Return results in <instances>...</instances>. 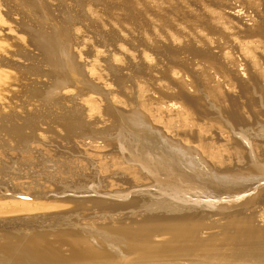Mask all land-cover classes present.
<instances>
[{
  "label": "rangeland",
  "instance_id": "1",
  "mask_svg": "<svg viewBox=\"0 0 264 264\" xmlns=\"http://www.w3.org/2000/svg\"><path fill=\"white\" fill-rule=\"evenodd\" d=\"M261 24L264 0H0V210L4 213H0V244L14 243L13 235L25 233L23 228L26 230L25 225L30 223L40 231L53 229L48 225L55 223L80 228L82 236L93 245H97L94 237H102L99 232L121 241L120 235H111L116 218L101 220L100 214L107 211L96 206L103 197L101 193L112 183L97 168L99 148L85 149L78 143L91 140L92 146L100 142L114 148L120 134L116 122L126 115L128 107L141 109L144 102L151 109L170 104L180 113L178 120L174 116L177 125L170 129L179 134L182 128L177 127L189 123V127L183 126L186 131L192 130L188 135L193 137H181L197 148L201 145L198 149L203 156H220L221 152L216 153L223 143L220 125L231 117L237 122H229L237 123L238 130L248 131L261 148L264 137L258 135L259 122L246 126L251 120L249 98L252 95L257 99L258 95L239 89L240 82L247 87L248 73L264 75V34L258 37L250 33L255 27H264ZM249 43L255 45L252 53ZM230 77L239 84L236 88L226 84ZM261 78L262 87L264 76ZM219 84L226 93L221 100L213 95L214 86ZM210 159L206 165L219 161V157ZM89 185L95 187V192H86ZM40 190L47 193L38 201L32 200L37 201L31 203L32 215L14 203V195L23 194L21 198L29 199ZM132 198H136L135 210L143 215L154 214L145 212L152 204L148 195L130 193L118 201ZM1 204L11 207L8 214V207ZM259 207L229 221L224 216L234 210L221 213L219 209H197V218L204 225L198 238L207 244L202 252L194 249L179 262L219 264L228 259L231 264H261L264 204ZM158 213L175 217L183 212ZM141 216L134 221L141 220ZM243 220L250 228L248 239L241 231L234 234L233 227L227 235L219 228ZM155 239L156 243L164 240ZM119 242L116 247L122 245ZM98 248L117 262L118 256L114 258L111 251L115 247L104 243ZM56 252L64 257L68 254L64 246Z\"/></svg>",
  "mask_w": 264,
  "mask_h": 264
},
{
  "label": "bare ground",
  "instance_id": "2",
  "mask_svg": "<svg viewBox=\"0 0 264 264\" xmlns=\"http://www.w3.org/2000/svg\"><path fill=\"white\" fill-rule=\"evenodd\" d=\"M263 28L264 27H255V31L252 30L253 32L250 33H252V35L254 36L258 35V37H263ZM251 40H253V38ZM253 46H255L253 45V43H249V49L251 53L253 51ZM143 57H145V55ZM258 73L259 72L248 73V81L246 80L247 87L245 88V86L241 84L242 82H240L239 89L244 93H247L249 91V93L251 94L252 91L253 94L256 93L258 95L257 99H254L252 95L249 98V103L252 106L249 110L251 120L248 121V124H246V126H251L252 124H257L259 122L258 124L260 125V129L258 135L264 137V109L262 108L264 107V86L261 87V77L264 75L262 73L261 76V73ZM234 80V77H230L229 80H226V84L229 87L236 88V85L238 86L239 84H235L236 81ZM214 87L216 89L214 88L213 95L219 98L225 96L226 93L221 88V84L217 85V87ZM181 92H183V89L180 91V93ZM144 104L145 102L142 104L143 106L140 107L141 109H135V105L133 107L130 106L132 108L128 107L126 115L123 118L120 117L117 120L116 129L118 130L117 132H120V134L117 138H115L114 148L110 147V144L108 146L105 144V146L100 142H97L95 146H92V142L94 141L91 140L78 143L85 149L99 148L96 163L100 166H97V168L100 169L101 175H103L102 172L105 173V178L111 180L112 183H108L110 184L109 188L105 189V192L103 191V193H101L103 197L97 201L94 200V202L96 201V206H99L107 211L100 214L102 216L101 220H115L116 218V228H114L113 231L111 230V233L113 232L111 235H113L114 233L120 235L121 241L119 242L118 238H112L108 236L107 232H97L98 235H101L102 237H94L92 240L97 245H93L90 241L82 236L80 228L73 229L72 226H70L72 228L70 229L69 227H64V225L62 226L59 223H55L48 225L49 228L52 227L53 229L40 231L37 230V228H34V226H30L31 223H26L27 225L25 226L28 228H26V230L24 229L25 227L23 228V231H25V233H16L15 235H13L12 238H14V243L0 244V252L6 254L0 255V264H188L179 262V260L182 261L186 256H190V254L193 253H191V251L194 249L198 251L203 250L202 248L207 244V241L200 240L198 238V234H201V230L203 229L204 225L202 226L201 221L198 219L199 212L196 211L197 209H207L211 211L214 209H219L221 210V213L225 210H234V212L227 213L224 216V219L229 221V219L231 220L233 217H241L245 211L253 212V209H256L254 207H259L260 205L264 204V145H261L260 148V146L257 145L254 140H252L248 131L243 129L238 130L237 123L233 124L234 121L237 122V119H235L234 117L226 118L222 120L221 125L218 124L222 127L220 128L221 131L219 133L223 140L222 146L220 145V150L217 151L216 148V153L221 152L220 156H213L214 153L212 154V156H209V154H207V156L211 159L213 157H219V161H211V163L214 162L213 164H210L209 161V165H206L205 161L207 162L208 157L203 156L199 152L201 149L200 143H195L197 144V146L200 145V147H198L200 149H198L196 145H191V142L187 140V138L181 137V135H190V133L192 132V130L190 131L189 129L187 130V132V128L185 127V125L183 126V124H187V126L189 127V123L184 122L182 124V127H177L180 129L182 128L179 134L177 130H175L174 132L172 131V129H170L172 126L177 125V121L174 119V116H178L175 117L178 120L180 113L176 109H172V107L169 106L170 104L168 105V107L156 106V108L152 109L149 108V105L147 108V106ZM129 105L131 104H128V106ZM171 105L173 104L171 103ZM177 109H179V107ZM144 110L150 111V114L147 115ZM187 119L186 122L189 121ZM230 119L233 120L232 124L229 122ZM189 137L192 138L193 135ZM229 149H231L230 152H228ZM208 152L212 153L213 151ZM223 152H226V155H224ZM93 163L94 162H91L90 164ZM99 169H97L98 172ZM96 187L98 188V186ZM94 189V186L89 185L86 192H93ZM130 189L132 191L128 192ZM31 191L32 190H30L29 192ZM47 191L51 190L48 189ZM46 193L44 192V190H40L29 199L21 198L23 197V194H16L13 196L14 199H12L14 200L15 204L20 205L24 209V212H29L31 211L30 207H32L31 203H37L38 197L44 196ZM130 193L148 195L149 200H152V204L151 208L147 209L148 211L145 210V212H151L154 214L143 215L139 210H135L133 205L136 202V198H132L126 202L118 201L125 200ZM34 198H37V201L32 202ZM114 199L117 200L113 201ZM106 200H109L110 202L107 204ZM8 203L7 205H9ZM14 203L12 204L14 205ZM51 204H53V202ZM3 205L4 204H1L2 207ZM7 205L5 204L4 206ZM104 205L108 207L114 206L116 207V209L110 211ZM40 206H43V204ZM58 206L59 205H57L56 207ZM9 208L11 209V207H8L6 208L7 211H5L7 212V214L9 212ZM2 209L5 210V208ZM35 209H37V207ZM158 210L183 213L179 216L172 217L167 214L158 213ZM1 212L3 213V211L0 210V213ZM116 212L119 213L117 217L115 216ZM29 213L32 215V212ZM140 216L141 220L134 221V219L136 218L139 219ZM262 219L264 218L262 217ZM262 219L261 221L263 222ZM123 221H129V223H124ZM240 221H242L241 218ZM67 222L69 221L67 220ZM74 222L75 221H73V223ZM231 222L233 223V221ZM231 222H228L229 224L227 227L219 226L224 235H227L228 230L232 229L233 227L234 234L236 231H241L245 239H248L250 237L249 225H247L244 220L243 222L237 223L235 225H232ZM76 224L74 223L75 226ZM213 227L216 228L218 226ZM252 227L253 226H251V228ZM89 230L90 232H93L92 229ZM162 235L167 236V238L164 239L165 236L162 237ZM258 235L260 236V234ZM51 236L52 239H50ZM156 237L159 238L157 239ZM155 238L157 240L163 238L164 240H162L161 242L157 241L156 243L154 241ZM260 238H262V236H260ZM117 241L119 242V245L122 244L120 245V247H116ZM244 242L246 243V241ZM104 243H107L109 247H115V249H112L111 251L113 252L114 258L118 256L117 262H114L115 260L112 261V257L110 258L111 260H109V253L103 252L100 248H98L101 247ZM63 246L68 250V254H65V257L62 255L60 256L56 252L59 251V249ZM208 246L211 248L210 245H207V247ZM213 249L216 250L215 247H213ZM210 250H212V248ZM230 250L231 249H229V251ZM5 251H7L8 253H6ZM22 251L26 252V254H19V252ZM130 253L131 255H129ZM196 254H198V252H196ZM21 256L23 257L20 261ZM211 257L213 258V256ZM191 258L192 257H190V259ZM222 261H224V259H222ZM225 261L220 262L219 264H231L230 261L227 262L228 259L226 262ZM207 262H209V260ZM214 264H218V262H215Z\"/></svg>",
  "mask_w": 264,
  "mask_h": 264
}]
</instances>
